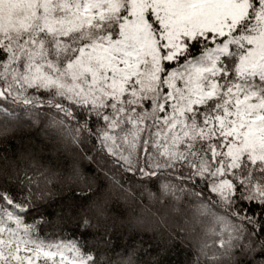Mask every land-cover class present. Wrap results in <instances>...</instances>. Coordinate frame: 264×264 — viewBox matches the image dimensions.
I'll return each mask as SVG.
<instances>
[{"label": "snow or ice", "instance_id": "obj_1", "mask_svg": "<svg viewBox=\"0 0 264 264\" xmlns=\"http://www.w3.org/2000/svg\"><path fill=\"white\" fill-rule=\"evenodd\" d=\"M24 125L44 146L0 152V264H161L112 243L95 197L136 199L125 176L198 233L193 264H264V0H0V144ZM64 188L79 239L34 215Z\"/></svg>", "mask_w": 264, "mask_h": 264}, {"label": "trees", "instance_id": "obj_2", "mask_svg": "<svg viewBox=\"0 0 264 264\" xmlns=\"http://www.w3.org/2000/svg\"><path fill=\"white\" fill-rule=\"evenodd\" d=\"M42 140L43 137L38 134L37 129H29L27 125H24L14 136L0 144V152L6 153L11 159H15L17 155L22 154L25 150L39 151L44 146ZM85 151H87V148ZM44 155L49 156L50 154L45 152ZM89 155H93V153H89ZM74 160L86 175L89 174L90 169H99L103 163L102 160L99 163L89 162L88 160L81 161L71 151L62 153L57 157V163L61 166L71 167ZM121 182L125 188L132 189L136 199L129 198L125 193L112 188L107 181L98 182V186L99 183H103L104 186L95 197L103 200L111 212V222L114 227L109 231L113 245L135 244L137 247H143L152 258L159 259L161 264H193L198 233L196 231L185 232L180 227L181 219L175 215L169 217L165 213L162 217L156 211L160 206L148 201L143 191L144 185L139 182L138 178L125 176ZM148 187L155 191L150 183ZM78 193V189L76 193L66 188L60 189L56 191L50 200L43 202L39 208V214L34 213V215H37V219L42 214L43 219L50 222L44 225L41 235L52 234L53 229H55V234H58L61 238H81V232L84 229H78L75 220L67 218L62 222L59 220L61 216L72 215L71 212L66 210V206L79 202ZM145 206H150L151 212L146 211ZM242 206L246 209L248 215L255 214L257 218L260 217V208L256 203L250 204L245 201ZM62 209H65V211H62ZM164 219L167 220V224L161 223ZM177 232H180L179 237H176ZM169 234L176 238L174 240L168 239ZM88 239L89 242H92L91 236ZM157 252L161 253L160 257L156 256ZM147 258L145 257L146 260Z\"/></svg>", "mask_w": 264, "mask_h": 264}]
</instances>
